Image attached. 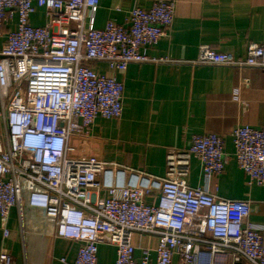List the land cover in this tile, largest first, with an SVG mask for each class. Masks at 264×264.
Segmentation results:
<instances>
[{
	"label": "built area",
	"instance_id": "2783aa9c",
	"mask_svg": "<svg viewBox=\"0 0 264 264\" xmlns=\"http://www.w3.org/2000/svg\"><path fill=\"white\" fill-rule=\"evenodd\" d=\"M98 6L99 0H0L2 239L11 234L15 210L22 241L28 212L38 232L78 244L74 259L60 264H98L100 244L115 248L114 264H264V237L249 223V202L187 183L191 159L207 179L223 172L229 157L219 135L168 149L163 177L72 154L74 137L123 111L122 82L97 64L123 74L130 64L167 62L148 49L171 28L173 1L134 6L122 24L108 21L101 29L94 27ZM37 9L44 12L41 27L30 23ZM193 64L264 71V43H248L243 58L203 45ZM232 142L248 183L264 186V128L238 126ZM152 198L157 205L146 203ZM136 235L154 247L140 249ZM0 264L14 259L0 251Z\"/></svg>",
	"mask_w": 264,
	"mask_h": 264
},
{
	"label": "crops",
	"instance_id": "0c3cea01",
	"mask_svg": "<svg viewBox=\"0 0 264 264\" xmlns=\"http://www.w3.org/2000/svg\"><path fill=\"white\" fill-rule=\"evenodd\" d=\"M154 1L99 0L94 27L101 29L108 21L122 24L132 7L148 9ZM163 1L175 4L173 23L148 54L167 62L130 64L123 74L97 64L99 72L122 82L123 111L116 120L97 118L88 135L74 137L72 154L163 177L168 149H188L193 136L219 135L229 157L223 172L207 179L198 160L191 159L187 183L219 199L248 201L249 223L264 237V186L248 183L233 157L232 142V131L238 126L264 128V71L193 64L203 45L243 58L248 43H264V0ZM30 23L44 26V12L37 9ZM146 203L155 206L157 198ZM27 215L22 241L16 212L11 211V234L3 240L0 232V251L9 253L14 264H60L63 257L74 259L77 243L38 232ZM133 242H139L140 249L154 247L146 236L136 235ZM140 249L135 251L136 259ZM115 258L113 246H98V264H114Z\"/></svg>",
	"mask_w": 264,
	"mask_h": 264
}]
</instances>
